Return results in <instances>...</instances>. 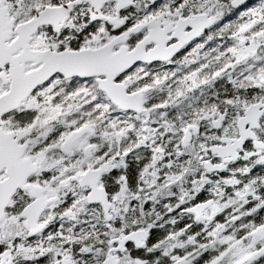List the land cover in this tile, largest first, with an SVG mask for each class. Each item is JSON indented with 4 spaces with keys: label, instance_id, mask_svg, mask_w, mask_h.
<instances>
[{
    "label": "snow or ice",
    "instance_id": "1",
    "mask_svg": "<svg viewBox=\"0 0 264 264\" xmlns=\"http://www.w3.org/2000/svg\"><path fill=\"white\" fill-rule=\"evenodd\" d=\"M0 264H264V0H0Z\"/></svg>",
    "mask_w": 264,
    "mask_h": 264
}]
</instances>
